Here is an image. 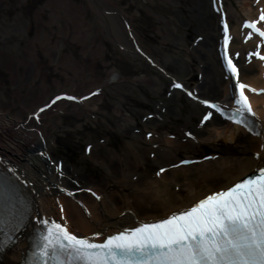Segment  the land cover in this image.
Returning a JSON list of instances; mask_svg holds the SVG:
<instances>
[{
  "label": "rangeland",
  "instance_id": "1",
  "mask_svg": "<svg viewBox=\"0 0 264 264\" xmlns=\"http://www.w3.org/2000/svg\"><path fill=\"white\" fill-rule=\"evenodd\" d=\"M112 1L132 17L144 54L161 62L160 71L145 60L133 59L115 44L104 30L107 15L95 17L89 0H0V110L21 118L58 92L78 97L75 101L60 100L42 114L36 134L40 139L41 132L42 139L34 147L37 143L44 147L57 179L76 189L96 190L109 209L116 211L127 203L139 217L161 215L169 207L165 203L169 195L177 191L172 184L161 183L160 195L147 191L135 196L145 179L153 178L161 167H169L165 164L211 155L244 158L252 153L244 135L234 144L223 140L188 143L191 137L186 133L196 132L202 115L209 109L205 105L196 108L187 94L169 105L173 87L169 76L173 69L169 68V44H163L159 32L169 19V2ZM71 4L84 11L81 23L72 21ZM195 28V23L183 26V34L195 36ZM30 46L34 48V59L26 51ZM193 73L196 75L188 81L189 90L201 79L199 72ZM145 76L159 78L161 91L155 92L153 87L139 81ZM73 85L77 86L76 91H72ZM97 88L100 92L96 95L83 94ZM163 103L173 110L171 114L163 109L162 113H167L165 121L147 126V117L153 118L154 112L160 110L157 105ZM124 123L127 126L122 130ZM31 126L29 121L24 124L27 132H31ZM149 132L151 137L161 139L170 133L183 146L174 156L168 153L161 157L145 143L151 138ZM129 144L135 145L142 160L138 165L128 155ZM201 185L216 183L206 179ZM47 197L56 202V195ZM56 208L52 212L60 218L59 206Z\"/></svg>",
  "mask_w": 264,
  "mask_h": 264
},
{
  "label": "bare ground",
  "instance_id": "2",
  "mask_svg": "<svg viewBox=\"0 0 264 264\" xmlns=\"http://www.w3.org/2000/svg\"><path fill=\"white\" fill-rule=\"evenodd\" d=\"M167 1L169 2V19H166L163 31L160 29L159 32L163 36V44H169V68L173 69V74L169 76V82L172 85L178 83L184 86L183 88L172 87L169 93V105L183 94L188 95L191 92L193 95L188 96L196 108L204 107L201 101L205 99L224 106L235 107L234 84L230 75L224 70L219 54V47L223 41L222 20L225 19L228 23V34L231 36L227 46L228 53L233 56L240 68V81L258 90L253 93L248 88L245 89L253 110L256 112L255 117H247L248 127L230 123L218 117V114L214 112L215 119L211 126V134L206 129L199 127L193 133L196 139L191 138L188 143L204 144L205 142L215 143L223 140L226 143L234 144L238 142L240 136L244 135L248 138L247 147H250L252 156L218 158L211 155L208 158L196 160L186 158L165 164V166H169L164 168L166 171L159 175L156 174L153 178L145 179L144 183L137 188L138 193L135 198L141 192L147 191L162 194L161 183L172 184L177 191L169 195L168 201L165 202L169 204V207L163 214L149 216L147 214L139 217L136 209L130 204L126 203L123 208L113 211L108 208L104 198L96 190L92 188L76 189L69 183L61 182L57 179L55 168H52L48 163L44 147L39 146V143L34 147L36 141L40 139L36 135L38 127L35 125L36 121L32 120L31 113L33 114V111L48 104L52 98L64 94V91L54 94L47 102L42 103L35 110L26 112L21 118L0 110V157L2 156L0 171L5 173L7 179H15L17 184L20 182L18 187L28 203L27 212L30 215L22 237L17 239V243L4 252L0 251V264H26L28 262L27 253L31 250L29 240L42 227L37 221V217L47 218L49 221L60 219L75 235L91 238L95 242H103L109 235L137 227L140 223L158 221L174 212L190 208L208 195L226 190L234 186L235 183L256 174L255 169L264 167V91H260L264 90V61L255 58V56L251 63L246 61L248 53H255L258 45H260L259 51L264 53V44H261L262 39L254 34L250 39H246L250 30L243 27L246 20H258L261 11L264 10V0ZM89 4L95 17L107 15L104 19H107L108 23L104 24V27L106 25L104 30L115 44L119 45L133 59L145 60L155 70L160 71L163 65L159 60L150 59L143 53L133 28L132 17L123 8L118 7L112 0H89ZM70 7L72 21L76 24L81 23L84 11L72 4ZM192 23L196 24L195 36L189 32L184 35L183 26L191 27ZM259 27L264 29V22H260ZM89 42L91 45L94 43L93 40ZM59 46L61 49L63 48L62 43ZM26 51L30 54V58L34 59V48L30 46ZM237 52L240 54L238 59L235 57ZM195 71L199 72L201 79L192 90H189L188 81L195 78L196 73H193ZM139 81L153 87L155 92H160L162 89V82L157 77L145 76ZM100 88L102 89V87ZM76 90L77 86L73 85L72 91ZM95 90L83 94L88 96ZM194 97H199V100ZM156 108L160 110L157 113L154 112L153 118L147 117V126L158 121H165L167 113H162L163 109H166L165 112L169 110V115L173 111L168 109L165 103L161 106L158 104ZM26 121H29L33 126H31L33 128L31 132H27L24 127ZM126 126L127 124L124 123L122 130ZM249 128L252 130L250 131ZM217 132L219 135L216 134ZM145 143L159 152L158 155L161 157L167 156L168 153L170 157L174 156L173 154L183 146L170 133L163 135L162 139L153 136ZM129 149L131 153L128 155L133 156L136 165L140 164L142 160L135 151V145L129 144ZM257 152L261 153L260 158L256 157L255 153ZM181 161H188V163H181ZM62 171L66 173L64 170ZM206 179L215 182L216 185L203 187L201 183L206 182ZM0 187L1 191L6 192L5 185L2 184ZM84 192L92 195L87 197ZM94 192L97 199L94 198ZM48 195H56V202L48 199ZM56 206H59L60 218L55 217L52 212V209H57ZM61 206H63V210H61ZM97 232L101 235L94 236V233Z\"/></svg>",
  "mask_w": 264,
  "mask_h": 264
},
{
  "label": "snow or ice",
  "instance_id": "3",
  "mask_svg": "<svg viewBox=\"0 0 264 264\" xmlns=\"http://www.w3.org/2000/svg\"><path fill=\"white\" fill-rule=\"evenodd\" d=\"M222 22L225 34L223 57L234 84L235 107L206 99L201 101L210 110L202 115L198 127L206 129L209 134L215 119L214 112L230 123L245 127L249 125L248 115L256 116L245 89L248 88L253 93L258 90L240 81V68L227 51L231 40L228 23L226 19ZM260 22H264V10L258 20H246L243 27L254 30L264 38V29L258 26ZM252 35L253 32L249 31L246 39H250ZM261 44H264V40ZM259 48L260 45L255 53H248V63H251L253 56L264 61V53ZM239 55V52L235 53L237 59ZM173 86L184 87L178 83ZM99 92L100 89L97 88L90 95ZM188 95L192 96L193 93L189 92ZM62 98L73 101L78 99L64 93L56 96L52 102ZM194 98L199 100V97ZM49 106L46 104L44 107ZM34 115L39 118L38 113ZM216 134L219 135L218 132ZM186 135L196 139L191 131ZM148 136L151 137L152 133L149 132ZM255 155L257 158L261 157L259 152ZM164 171L166 169H159L157 175ZM254 172L255 175L226 190L208 195L190 208L174 212L158 221L140 223L137 227L109 235L103 242L79 237L69 232L64 224L37 217L42 227L30 264H264V167H259ZM22 224V216L14 217L10 197L5 191H0V231L4 232L0 250L17 242L13 234ZM100 235L99 232L94 233V236Z\"/></svg>",
  "mask_w": 264,
  "mask_h": 264
}]
</instances>
